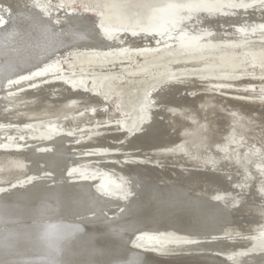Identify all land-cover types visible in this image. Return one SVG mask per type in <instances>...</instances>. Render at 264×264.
I'll use <instances>...</instances> for the list:
<instances>
[{
    "label": "bare ground",
    "instance_id": "obj_1",
    "mask_svg": "<svg viewBox=\"0 0 264 264\" xmlns=\"http://www.w3.org/2000/svg\"><path fill=\"white\" fill-rule=\"evenodd\" d=\"M66 1L0 0V264H261L264 73L235 76L264 71V0ZM129 81L153 83L132 136Z\"/></svg>",
    "mask_w": 264,
    "mask_h": 264
},
{
    "label": "rangeland",
    "instance_id": "obj_2",
    "mask_svg": "<svg viewBox=\"0 0 264 264\" xmlns=\"http://www.w3.org/2000/svg\"><path fill=\"white\" fill-rule=\"evenodd\" d=\"M48 2H52V3H56L58 0H47ZM72 2H70V1H66L65 2V8L66 9H68V10H70V11H75V12H80V13H87L88 15H90L92 18H95V19H97V20H99V18H100V16H99V11H98V9H97V7H95L94 5H90L89 3H88V1H86V2H81L80 0H71ZM183 1V0H182ZM90 2V1H89ZM1 6V5H0ZM1 7H3L4 8V6H1ZM135 13L132 11V10H130L129 12H130V18H131V21H133V20H135L137 17L136 16H139L140 18H139V20H145L146 19V17L145 18H142L141 16H143V15H149V13L148 12H146V11H144V10H138V9H135ZM136 17V18H135ZM98 25H99V27H102V24L101 23H98ZM134 28V29H133ZM139 28H141V27H129V28H126L125 29V31H127V32H135V33H141V34H145L146 33V31H148L147 30V28H143V30H145V32H143V30H140L139 31ZM128 29V30H127ZM159 42L162 40V39H157ZM158 41H156L157 43H158ZM174 43V42H173ZM169 44V43H168ZM172 44V43H171ZM171 44H169V45H171ZM173 45V44H172ZM160 47H164L163 45H161ZM71 52V51H70ZM0 56H2V53L0 52ZM72 62H74V59H73V54L71 53V54H68V55H66V56H64V57H62L61 58V62L59 63L60 64V66H58V68L59 69H61L62 71H67V72H69V73H71V74H67V73H65V75H68V77L70 78H75V79H78L79 77H81V76H87V84L89 83V84H91V79H92V77L93 76H91L92 74L91 73H85V72H81V70H80V68H79V66L78 65H74V64H72ZM142 63V61H141V57H138L137 59H135V61L133 62V64H132V68H136L137 66H139L140 64ZM73 67H75V69H77L76 71L74 70V71H72L71 72V68H73ZM65 69V70H64ZM74 72H76V73H74ZM264 73V71H261V70H259V69H255L254 67H249L248 68V71H245V70H243V71H241V72H237L236 73V76L235 77H241V76H244V75H260L261 73ZM81 73V74H80ZM124 73H126V71H121V72H119V75H122V74H124ZM244 73H246V74H244ZM83 74H85V75H83ZM89 76V77H88ZM132 84H131V83ZM130 83V84H129ZM136 84V85H135ZM152 82H148V83H143L142 84V82H133V81H129V82H127L126 84H124V85H121V87H125L124 89L123 88H121L120 89V99H119V103H118V110H116V114L119 116V117H117V119L115 120V124L117 123V124H119V121L121 122L120 123V127L124 130L125 128L127 129L126 131H125V133H128L129 134V136H132L133 135V133H134V131H135V127H134V125L133 124H135V123H138L139 124V122L141 121V119H142V113H141V108H142V106L141 105H143L142 103V101H143V99H142V97H143V95L146 93V92H148L149 90H151L152 89ZM134 86V87H133ZM132 87V88H131ZM92 87H90V89H91ZM127 88V89H126ZM125 90V91H124ZM133 90V91H132ZM124 91V92H123ZM146 91V92H145ZM132 92V93H131ZM145 92V93H144ZM129 94V95H128ZM104 95V94H103ZM121 95H126V96H121ZM128 95V96H127ZM138 95H139V97H138ZM130 96V97H129ZM122 97V98H121ZM137 97H138V99L139 100H137ZM125 98H129V100H127V99H125ZM123 99H124V101H123ZM130 99H133V100H130ZM122 100V101H121ZM131 101H132V103H131ZM112 102V101H111ZM107 104H110L109 103V101L107 102ZM135 104V105H134ZM137 104V105H136ZM139 104V105H138ZM113 105V104H112ZM111 105V106H112ZM132 105V106H131ZM125 106H126V108H125ZM128 106V107H127ZM120 108V109H119ZM124 108V109H123ZM128 108V109H127ZM129 108H131V109H129ZM139 108V109H138ZM127 109V110H126ZM138 109V110H137ZM133 112H132V111ZM137 112H139V113H137ZM124 113V114H123ZM131 113H132V115H131ZM116 115V116H117ZM129 116H130V118H129ZM131 119H133V120H131ZM125 125V126H124ZM122 133V132H121ZM117 137H115V139H113L112 140V143H121V142H123V139H116ZM154 151V150H153ZM105 152V151H104ZM151 153V149L150 150H146V151H143L142 153L143 154H145L146 156H150V154H148V153ZM139 159L141 158V157H138ZM86 169V168H85ZM95 169V168H94ZM93 168H87V170H84V171H82V173H88L87 175L92 179V178H95V179H97L98 178V176L100 177V179H104V178H106L108 175H107V171L106 170H104V169H101V168H98L97 170L95 169L94 170ZM71 171V170H70ZM72 172V171H71ZM92 172H94V173H92ZM95 172H96V174H95ZM93 174V175H92ZM107 175V176H106ZM106 176V177H105ZM114 177H115V183H111V184H114L115 186H117V189H113L112 187H110L109 186V189H111V192L113 193V192H115V193H113V194H115V195H117V193H118V189H120L119 190V192H124L125 190H126V188H125V186H126V181L124 180V178L121 176V175H118V174H116V175H114ZM110 184V185H111ZM122 185H124V187L122 186ZM94 187L95 188H97L98 190H101L102 191V188L100 187V184H99V182H95V185H94ZM259 196V195H258ZM262 201V202H261ZM261 201H260V203L261 204H264V197L263 198H261ZM259 203V204H260ZM253 232V231H252ZM150 236V237H149ZM156 236H161V237H163V235H153V234H147V235H144V237H142V238H139L140 237V235L138 234L137 236H135L133 239H132V241H131V246H133V247H136V246H138V245H136V243L137 244H148L149 242H147V241H152V240H154V238H156ZM214 236H216V237H213V236H211V237H209V238H202L203 240H205V239H207V240H212L213 238L214 239H218L219 238V234L218 235H214ZM244 236V237H243ZM213 237V238H212ZM222 237V236H221ZM246 237H247V235H238V237L237 238H239V239H241V238H244L245 240H246ZM152 239V240H151ZM201 240V239H200ZM214 240L215 242H220L219 240ZM242 240V239H241ZM138 241V242H137ZM143 241H145V243L143 242ZM241 244V243H240ZM226 246H230V245H226ZM226 246H223V247H226ZM222 247V248H223ZM245 247H247V245H246V243H242L241 245H239V246H236V245H231L230 247H228V248H231V249H236V248H245ZM227 250V249H226ZM233 257V256H232ZM233 261H231V263H232ZM261 264H264V261L262 262H260ZM232 264H235L234 262L232 263Z\"/></svg>",
    "mask_w": 264,
    "mask_h": 264
}]
</instances>
